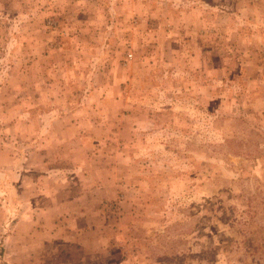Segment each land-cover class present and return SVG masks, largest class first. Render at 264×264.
<instances>
[{
    "label": "rangeland",
    "instance_id": "374dc122",
    "mask_svg": "<svg viewBox=\"0 0 264 264\" xmlns=\"http://www.w3.org/2000/svg\"><path fill=\"white\" fill-rule=\"evenodd\" d=\"M172 3L126 16L104 0L98 16L95 0H0V264L52 261L27 257L36 208L12 171L59 105L88 103L114 110L85 113L105 125L83 124L99 158L76 168L114 176L91 209L100 262L264 264V0Z\"/></svg>",
    "mask_w": 264,
    "mask_h": 264
},
{
    "label": "crops",
    "instance_id": "0c3cea01",
    "mask_svg": "<svg viewBox=\"0 0 264 264\" xmlns=\"http://www.w3.org/2000/svg\"><path fill=\"white\" fill-rule=\"evenodd\" d=\"M102 1L104 0H95L96 6L92 14L98 16L106 14L105 10L101 9ZM146 1L126 0L127 3L130 2L129 5L126 4V16H136L135 13L148 15V11L143 10H151L152 7L151 5L147 6ZM150 2L156 4L158 0H150ZM159 2L169 8L173 5L172 0H159ZM199 11L203 13L202 8L201 10L199 7L192 8L190 16L199 15ZM172 24L176 27L175 23ZM102 30L105 31L106 29L102 27ZM143 30L146 31L145 28ZM100 90V94H104V90L102 88ZM57 111H62L64 114L54 120L51 125L43 126L42 136L39 137V140L44 143V148L36 154L33 153L30 157L31 166L24 169L26 173H23L22 168L12 171V176H16V179L19 180L24 192L22 203L29 208H36V211L30 213L27 223L29 226L25 233L27 234V241L25 242L27 257L34 256L35 250H41L43 256H53L52 261L43 264H113L107 258L101 262L99 260L98 250H101L103 254L108 250L101 248H104L105 236L97 231L93 220L95 213L91 210L100 201H103V195L107 194L113 185L109 181V179L113 180V173H107L102 180L92 182L91 177L97 174L104 175L102 169L92 171L87 167L84 171L76 170L80 164L92 162L95 158H99L90 153L92 148L89 145L92 144V137L90 135L86 137L84 133L82 134L83 124H95L94 128L97 132H100L99 129L105 125L103 119L94 120L93 115L88 119L89 117L85 113L87 111L92 114L102 111L113 112V107L110 104L102 105L100 103L96 105L88 103V105H79L77 108L63 104L57 107ZM97 135L98 133L94 134V136ZM83 150L86 152L84 153ZM36 156L37 158H35ZM22 174H26V176H22ZM39 175H46L51 178L49 181H51L52 190L55 193L51 194L47 187L40 185ZM62 176H74L78 179L67 178L65 182L68 187L63 186L64 194L62 196L61 193L60 196L57 193L62 188V185L59 184L62 183ZM81 177H86L87 182L85 184L79 180ZM90 183L91 185L88 187ZM49 189L51 190V187ZM67 191L77 193V195L69 196V193H65ZM19 205L16 203V206ZM75 205H79L80 208L75 210ZM56 207H58V212H55ZM71 208L73 211L70 210ZM35 225H37V229L34 228ZM97 228L99 227L97 226ZM107 256L110 258L109 255ZM26 264H36L35 258L33 262H28L27 258Z\"/></svg>",
    "mask_w": 264,
    "mask_h": 264
},
{
    "label": "built area",
    "instance_id": "2783aa9c",
    "mask_svg": "<svg viewBox=\"0 0 264 264\" xmlns=\"http://www.w3.org/2000/svg\"><path fill=\"white\" fill-rule=\"evenodd\" d=\"M131 57H132V55L129 56V58H131Z\"/></svg>",
    "mask_w": 264,
    "mask_h": 264
}]
</instances>
